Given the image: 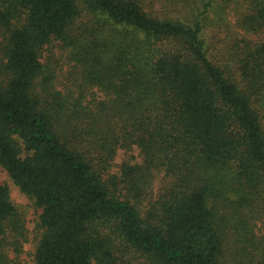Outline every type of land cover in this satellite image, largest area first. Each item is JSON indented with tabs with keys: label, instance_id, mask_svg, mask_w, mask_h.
<instances>
[{
	"label": "trees",
	"instance_id": "obj_1",
	"mask_svg": "<svg viewBox=\"0 0 264 264\" xmlns=\"http://www.w3.org/2000/svg\"><path fill=\"white\" fill-rule=\"evenodd\" d=\"M0 168L35 264H264V0H0Z\"/></svg>",
	"mask_w": 264,
	"mask_h": 264
},
{
	"label": "rangeland",
	"instance_id": "obj_2",
	"mask_svg": "<svg viewBox=\"0 0 264 264\" xmlns=\"http://www.w3.org/2000/svg\"><path fill=\"white\" fill-rule=\"evenodd\" d=\"M254 37L255 36H251V38ZM62 54L63 50L58 47L57 41L54 42L53 46L47 47L46 51L44 52L45 56L53 55L56 59L61 58L60 56ZM129 156H132V162L139 163L141 161L139 151L136 147H133L128 154L120 149L116 152L114 159L112 160L110 173L117 172L119 164L127 160ZM0 183L5 184L8 187L10 200L24 218L26 229V242L21 245V252L16 255L12 251H9L7 253L8 258L10 259L11 264H35L33 260V253L39 232L36 229V222L41 210L34 205L31 199L19 191V189L7 177L5 171L1 168ZM153 185H155V181ZM236 243L237 238L234 237V239H232L229 244L227 243L224 248L225 256H227L229 259H232L236 253V249L233 250V246L236 245Z\"/></svg>",
	"mask_w": 264,
	"mask_h": 264
}]
</instances>
